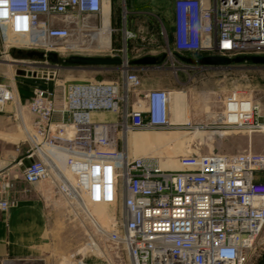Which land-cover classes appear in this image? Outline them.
Instances as JSON below:
<instances>
[{"label":"built area","instance_id":"1","mask_svg":"<svg viewBox=\"0 0 264 264\" xmlns=\"http://www.w3.org/2000/svg\"><path fill=\"white\" fill-rule=\"evenodd\" d=\"M172 9L173 29L162 26L161 36L175 56L264 57V0H173ZM127 14L124 7V23ZM104 18V0H0L4 45L42 53L47 61L50 54L86 50ZM124 35L126 41L135 37L126 29ZM123 61L121 83L62 85L54 73L48 75L51 88L33 90V148L15 181L51 182L87 221L89 211L78 201L105 206L120 201L122 212L112 216L110 231L95 228L127 253L130 264H246L264 229V152L197 155L178 170L131 156L130 135L177 128L170 121L172 92L143 91L128 57ZM232 97L222 116L226 129L233 127L227 114H240L229 112ZM16 99L0 83V111ZM245 116L243 127L264 131L263 124L254 123V110ZM13 189L9 181L0 185L4 209L11 204L2 197Z\"/></svg>","mask_w":264,"mask_h":264},{"label":"rangeland","instance_id":"2","mask_svg":"<svg viewBox=\"0 0 264 264\" xmlns=\"http://www.w3.org/2000/svg\"><path fill=\"white\" fill-rule=\"evenodd\" d=\"M156 1L160 3V9L156 11L141 8L131 13L127 7L129 14L124 25H128L134 38L126 41L122 39V32H113L109 47L101 48L100 40L92 39L91 34L86 50L80 47L78 54L60 56V63L28 56L35 51L5 46L0 33V83L11 85L21 93L19 97L13 90L17 99L0 111V155L4 153L7 157L8 162L4 166L9 165L4 170L8 172L0 175V185L7 181L11 184L23 181H15L22 175L19 164L23 160L25 164L29 163L26 156L33 148L34 138L31 89L51 88L52 78L48 75L53 76L54 73L62 85L90 81L121 83L114 66L81 67L65 63L75 55L101 59L126 56L130 61L143 57L165 58L155 65V70L136 69V74L142 86L172 92L169 112L172 114L171 123L177 129L170 133L130 135L131 156H146L163 169L178 170L181 163L197 155L218 153L248 157L250 153L256 156L264 152V131L256 132L252 128L229 130L222 120L226 99L233 96L229 112L242 109L252 113L254 110V123L264 125V65L232 64L215 71L207 70V67L190 68L174 55L172 46L161 36L162 26L169 32L173 29V0ZM88 40L82 38L80 41L85 43ZM111 117L107 118L111 120ZM227 118L230 123L229 119L234 121L235 115L227 114ZM126 144L125 140L120 145L126 147ZM24 186L21 190L15 187L6 192L2 199L11 206L4 209L0 203V209L9 210L19 196L27 192L31 195L39 193L46 200V213L54 222L52 243L58 250L57 264H79L81 261L88 264H130L127 253L120 247L116 249L108 242L107 234L103 237L95 228V223H98L106 232L110 231L112 216L122 212L120 201L111 206L95 204L91 209L88 207L91 218L87 221L77 217L78 213L51 182L37 184L35 190L30 188L34 185L24 183ZM246 264H264V229Z\"/></svg>","mask_w":264,"mask_h":264},{"label":"crops","instance_id":"3","mask_svg":"<svg viewBox=\"0 0 264 264\" xmlns=\"http://www.w3.org/2000/svg\"><path fill=\"white\" fill-rule=\"evenodd\" d=\"M160 3L156 0H104V11L107 6L106 24L111 27L114 32H122V39L125 38L124 30L129 32L128 25H124L123 8H130L131 13L136 10L160 9ZM128 10V9H127ZM105 16V15H104ZM104 25V21H103ZM132 25V23H131ZM133 30V29H131ZM125 40V39H123ZM191 59H196L189 56ZM146 58V57H143ZM139 58L130 61L133 69H145L147 71L155 70V66H139L135 62L143 59ZM158 61L165 58L155 57ZM120 66H114L121 77V82L124 80L125 70L123 67V59ZM201 59V58H200ZM190 65V68H200L202 66ZM207 70H218L217 67H207ZM222 69V68H221ZM11 89V85H7ZM14 90L18 96H21L20 90ZM143 91L150 90L143 86ZM30 97L33 96V90L29 91ZM171 119V114H170ZM264 122V121H263ZM4 149H1L3 152ZM4 153L0 155V175L8 171H4L8 166H4L8 162ZM22 170V169H21ZM16 189H23L24 182L18 180L14 183ZM37 189L36 186L30 187ZM46 200H43L39 193L31 195L30 192L23 196H19L13 206L9 210L0 209V264H57L58 250L52 243V228L54 222L52 217L46 213ZM53 224V225H52ZM69 264H73L72 262Z\"/></svg>","mask_w":264,"mask_h":264},{"label":"water","instance_id":"4","mask_svg":"<svg viewBox=\"0 0 264 264\" xmlns=\"http://www.w3.org/2000/svg\"><path fill=\"white\" fill-rule=\"evenodd\" d=\"M28 56H37L40 60H44L45 56L42 53L32 52ZM180 60L187 64L198 65L202 67H228L232 64L248 63L252 65H264V57H239L234 60L221 58V57H204L201 59H191L183 56H177ZM48 60L53 63H60V59L56 54H50ZM66 64L73 66H120L121 60L118 59H101V58H88L73 56L65 61ZM139 66H155L159 64L158 59L155 57H146L135 62Z\"/></svg>","mask_w":264,"mask_h":264},{"label":"bare ground","instance_id":"5","mask_svg":"<svg viewBox=\"0 0 264 264\" xmlns=\"http://www.w3.org/2000/svg\"><path fill=\"white\" fill-rule=\"evenodd\" d=\"M104 25H103V27H102V29H100L99 31H97V32H95V33H92V39H99L100 40V47L101 48H108L109 47V39H111V35H112V29H111V27L109 26V25H107L106 24V22H105V20H106V18H107V16H108V14H107V10H106V8H105V11H104ZM22 38V40H23V44L24 43H27L28 42V38L27 37H21ZM97 42V41H96ZM79 57H82V56H79ZM239 109H237V112H239L240 114H234L235 115V120L233 121V120H231V119H229L231 122L229 123V124H233V128H231V129H229V130H232V129H242V128H250V126H248V127H243L244 126V122H245V119H246V116L245 115H250L251 113H249V112H246L245 110H242V109H240L239 111H238ZM171 111V110H170ZM232 113V112H231ZM236 113V112H235ZM170 114H171V112H170ZM94 116H96V117H99V119L100 120H103V119H108L107 117H105V115H103V116H101V115H94ZM93 116V117H94ZM171 116H172V114H171ZM113 117V116H112ZM236 117H238V119L236 118ZM113 120L115 119L114 117L112 118ZM111 119V120H112ZM170 121H172L173 122V120L172 119H170ZM175 123V122H174ZM238 125V126H237ZM235 126V127H234ZM30 138H31V136L30 135H28ZM162 165V164H161ZM78 204H79V206H80V208H82L84 211H86V213L89 211V209H88V207L90 208L92 205L91 204H86L85 205V203H83L82 201H78ZM85 205V206H84ZM81 209V210H82ZM91 209V208H90ZM90 214V213H89ZM91 215V214H90ZM90 218H91V216H90ZM96 225H97V228H101L99 225H98V223H95ZM103 229V228H102ZM104 233H106V231H104Z\"/></svg>","mask_w":264,"mask_h":264}]
</instances>
